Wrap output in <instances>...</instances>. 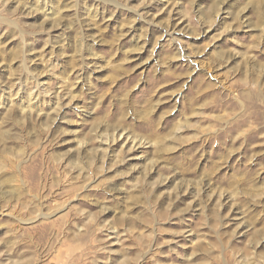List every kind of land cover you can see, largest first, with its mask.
<instances>
[{
    "label": "rangeland",
    "instance_id": "1",
    "mask_svg": "<svg viewBox=\"0 0 264 264\" xmlns=\"http://www.w3.org/2000/svg\"><path fill=\"white\" fill-rule=\"evenodd\" d=\"M0 264H264V0H0Z\"/></svg>",
    "mask_w": 264,
    "mask_h": 264
}]
</instances>
